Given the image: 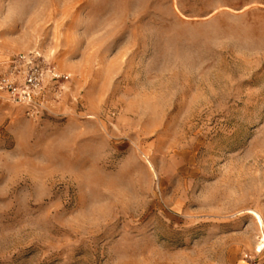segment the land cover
<instances>
[{
    "label": "rangeland",
    "instance_id": "rangeland-1",
    "mask_svg": "<svg viewBox=\"0 0 264 264\" xmlns=\"http://www.w3.org/2000/svg\"><path fill=\"white\" fill-rule=\"evenodd\" d=\"M0 264H264V0H0Z\"/></svg>",
    "mask_w": 264,
    "mask_h": 264
},
{
    "label": "built area",
    "instance_id": "built-area-1",
    "mask_svg": "<svg viewBox=\"0 0 264 264\" xmlns=\"http://www.w3.org/2000/svg\"><path fill=\"white\" fill-rule=\"evenodd\" d=\"M69 78L40 50L12 54L0 62V99L34 117L61 100Z\"/></svg>",
    "mask_w": 264,
    "mask_h": 264
}]
</instances>
